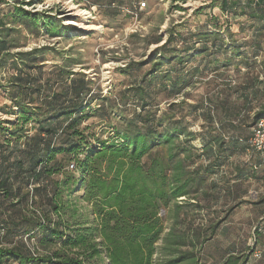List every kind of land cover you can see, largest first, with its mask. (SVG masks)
<instances>
[{
    "label": "rangeland",
    "instance_id": "rangeland-1",
    "mask_svg": "<svg viewBox=\"0 0 264 264\" xmlns=\"http://www.w3.org/2000/svg\"><path fill=\"white\" fill-rule=\"evenodd\" d=\"M113 2L123 7L117 8ZM138 2H145L146 6L140 9ZM219 2L0 0V37L10 44L9 54H0L1 120L12 122L15 119L10 107L11 87L4 85L22 69L23 63L12 59V54L38 49L35 56L43 61L38 62L43 65L42 74L38 69L31 72L34 76L40 75L42 83L50 81L53 90L58 92L68 86L71 79L83 76L87 81L81 96L83 112L77 124L82 132L78 156L65 159L60 172L44 181L48 197H55L60 213L55 214L46 192L29 205L38 214L41 210L49 213L44 215L46 223L50 225V220L58 223L64 231V239L81 234L91 237V230L98 238L95 202L87 195L91 161L90 172L85 174L80 168L102 142H120L116 130L122 125L120 114L132 117L140 113L137 93H141L143 87L149 100L147 109L157 118L164 112L171 113L170 103L175 98L176 101L184 99L182 107L175 108V117H183L189 131L196 134L194 144L199 149L204 147L203 139L208 147H216L211 159L200 158L205 165L212 161L215 166V173L208 177L206 186L209 196L202 199V209L187 220L189 236L199 240L196 247L182 251L193 250L199 264H264V236L258 237L254 229L264 214V154L255 153L240 140L250 133L255 112L264 109V31H256L252 26L254 22L241 8L237 14L223 12ZM245 2L243 0V6ZM203 5L199 14H194V10ZM18 9L37 14L25 17ZM211 14L218 16L220 23L229 18L232 38L241 47L232 53H219L206 67L199 66L198 71L189 75L190 84L174 97L171 81L179 78L183 84L186 71L198 65V61L189 63L184 74L170 72L171 67L166 64L154 71V64L160 58L155 49L166 40L172 25H176L184 37H189L197 27L208 22ZM71 18L89 27L67 24ZM94 25L98 26L97 30L90 29ZM222 33L231 43L232 38H227L225 30ZM157 38L162 39L161 42L155 43ZM228 47L233 49L231 45ZM200 55L203 54H197ZM101 106L102 111L97 112ZM168 123L164 122L159 130ZM167 152L168 146L160 144L153 150V157L165 160ZM58 158H62L61 155ZM27 212L31 215L29 210ZM161 215L165 231L158 242V264L180 255L176 252L172 256L164 249V237L173 225L172 211L164 207ZM9 226L10 230L0 224V245H16L35 254L59 250L62 254L81 255L90 264H107L105 252L101 258H90L88 252L81 254L85 251L82 248L65 246L63 238L51 240L46 236L45 227L27 230ZM180 227L178 225L176 232ZM257 251H263L261 258L255 256ZM4 264L20 263L10 257Z\"/></svg>",
    "mask_w": 264,
    "mask_h": 264
},
{
    "label": "trees",
    "instance_id": "trees-1",
    "mask_svg": "<svg viewBox=\"0 0 264 264\" xmlns=\"http://www.w3.org/2000/svg\"><path fill=\"white\" fill-rule=\"evenodd\" d=\"M113 3L123 7L120 3ZM219 4L223 12L237 14L241 8V12L247 13L248 19L254 22L252 26L256 31H264V0H246L245 6L243 0H220ZM203 8L204 5L195 9L194 14L198 15ZM18 10L25 17L37 14ZM225 23H220L219 17L211 14L208 22L197 27L189 37H184L176 25L169 28L168 37L155 49L160 58L154 64V71L166 64L171 67L170 72L184 74L189 63L198 61V65L186 71L183 84L179 78L171 81L174 97L190 84L189 75L198 71L199 66L206 67L217 59L219 53H232L241 47L232 38L229 18ZM222 30L227 38H232L231 43L226 41ZM161 40L157 38L155 43ZM9 47V42L0 37L2 56L9 54ZM38 51L31 49L12 54L11 58L20 59L23 67L10 77L7 86L4 85L11 87L9 99L15 119L12 122L0 119V224L8 230L9 225L20 229L26 227L27 230L45 227L46 236L53 240L62 239L64 231L52 220L50 225L46 223L44 215L49 213L45 210L38 214L29 205L44 192L48 197L44 181L60 172L65 159L78 156L82 132L77 124L83 112L81 96L87 81L83 76L77 77L61 91L53 90L50 81L42 83V77L31 72V69L42 72L43 65L38 62L43 61L35 56ZM137 94L140 113L132 117L120 114L122 125L116 128L120 142H102L91 151L80 168L85 174L90 172L91 161V176L83 178L88 182L87 195L95 202L99 240L91 230V237L81 234L63 238L64 245L82 248L85 251L81 254L88 252L90 258H101L105 252L107 264H158V242L165 231L161 210L166 207L172 211L173 225L164 237V249L172 256L176 252L180 255L169 257L164 264H182L187 260H191L189 264H199L193 250H182L196 247L199 240L189 236L187 220L202 209V199L209 196L206 186L208 177L215 173V166L210 163L212 161L205 165L200 158L211 159L216 147H208L203 139L204 147L199 149L194 144L196 134L189 131L183 117H175V108L182 107L184 99L176 101L175 98L170 103L171 113L164 112L157 118L147 109V91L141 87V93ZM100 111L102 106L97 112ZM263 116L264 109L256 111L254 123ZM166 121L169 123L159 130ZM160 144L168 146L165 160L153 157V150ZM54 199V196L48 197L55 214H59ZM178 225L181 227L176 232ZM10 257L17 258L20 264H90L81 255L62 254L59 250L35 254L16 245H0V264Z\"/></svg>",
    "mask_w": 264,
    "mask_h": 264
},
{
    "label": "built area",
    "instance_id": "built-area-1",
    "mask_svg": "<svg viewBox=\"0 0 264 264\" xmlns=\"http://www.w3.org/2000/svg\"><path fill=\"white\" fill-rule=\"evenodd\" d=\"M114 6L120 8V6L115 3ZM144 6H146L145 2H138V7L140 9H142ZM240 140L255 153L263 155L264 154V116L258 119L251 127L250 133L246 137L240 138ZM72 167H74V164H72ZM254 229L256 230L258 237L259 235L264 236V214L261 217L260 221L255 225ZM255 256L261 258L263 256V251L255 252Z\"/></svg>",
    "mask_w": 264,
    "mask_h": 264
},
{
    "label": "bare ground",
    "instance_id": "bare-ground-1",
    "mask_svg": "<svg viewBox=\"0 0 264 264\" xmlns=\"http://www.w3.org/2000/svg\"><path fill=\"white\" fill-rule=\"evenodd\" d=\"M73 7V6H72ZM79 12V11H78ZM82 13H84V12H82ZM79 14H80V12H79ZM86 14V13H85ZM73 15H77V13H74ZM67 24H69V25H78L79 27H81V28H88L89 26H86V25H83L82 23H79V22H77L76 20H75V18L73 19V18H71V19H68V21L66 22ZM90 29H98V26H91V28Z\"/></svg>",
    "mask_w": 264,
    "mask_h": 264
}]
</instances>
